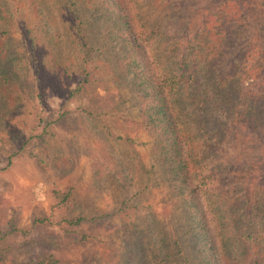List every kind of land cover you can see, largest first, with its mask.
Listing matches in <instances>:
<instances>
[{
	"label": "trees",
	"instance_id": "1",
	"mask_svg": "<svg viewBox=\"0 0 264 264\" xmlns=\"http://www.w3.org/2000/svg\"><path fill=\"white\" fill-rule=\"evenodd\" d=\"M28 1L30 16L22 17L15 0H0V129L11 127L18 151L44 143L53 163L65 167L69 157L59 154L65 148L57 146L55 128L72 117L74 128L88 132L87 154L98 156L93 183L137 184L119 202L123 217L138 207L152 180L165 182L166 205L178 212L167 233L150 206L129 224L122 220L115 226V259L105 264H264V0L253 19L247 0ZM51 47L52 53L76 49L75 70L60 75L56 53L47 57ZM107 63L116 66L117 87L125 86L139 111L138 120L125 118L122 125L143 126L152 138L149 166L135 149L119 158L108 145H92L90 135L115 140L110 128L106 140L97 135L95 99H84L91 85L100 86L94 72ZM65 77L70 88L57 111L40 85L49 79L61 86ZM104 89L97 92L100 106L118 107L120 100L108 99L112 93ZM30 100L33 130L23 136L12 120ZM65 219L78 225L87 217Z\"/></svg>",
	"mask_w": 264,
	"mask_h": 264
},
{
	"label": "rangeland",
	"instance_id": "2",
	"mask_svg": "<svg viewBox=\"0 0 264 264\" xmlns=\"http://www.w3.org/2000/svg\"><path fill=\"white\" fill-rule=\"evenodd\" d=\"M247 2H250L252 7L248 15L253 19L259 11L257 3L260 0H247ZM28 3V0H15L14 6L18 8V16H30ZM20 36L19 31H16L15 37L21 39ZM4 42L5 40L0 38V49ZM19 45L23 49L22 44ZM54 50L57 52L52 53L51 47L47 57L50 58L56 53L57 57L53 62L58 67L56 68L58 73L66 76L65 68L74 71L78 51L75 49L72 53L69 50L61 51L56 48ZM101 67L94 72L101 78L100 86L97 87V83L96 86L91 85L87 89L88 94L84 93V99H95L91 120L96 124L97 135L105 139L110 128L115 140L105 139V143H102L98 139L91 138L90 135L92 145L98 150L101 144L108 145L109 150H113L119 158L122 155H130V150L135 149L140 153L143 162L149 166L152 138L147 129L143 126L131 129L122 125V120L125 118L129 120L139 118L134 97L122 83L120 88L117 87L111 74L113 70L115 71V65L107 63ZM43 73L46 75V72ZM261 80L264 86V81ZM46 82L47 85L44 80L40 85L44 99L59 111L60 102L64 101L63 94L66 92L63 90L70 88V82L66 77L61 79V86L57 81L48 79ZM104 86L112 93L108 99L112 98L117 103L120 100L118 107L107 109L100 106L98 99L102 98L97 96V92L104 94ZM32 99L37 101L35 96ZM80 100H77L74 107L72 103L68 106L75 108L78 104H82ZM34 101L25 103L22 113L12 120L21 128L23 136H27L33 130L31 118ZM71 118L65 117L56 124L55 128L56 144L57 146L62 144L65 148L60 150L59 154L69 157L65 167L53 163L51 159L53 150L44 147V143L32 141L27 144L26 149L18 151L16 149L19 145H15L9 139L8 130L11 127L8 126L6 130L0 129V264L109 263L115 259V252L120 242V233L115 226L118 224L121 227L124 219L129 224L137 213L145 215L147 206H150L157 215L160 226L166 233L167 225H176L178 212L173 213L172 206L166 205L170 200L167 186L165 182L155 185L153 183L155 180L151 181L142 195L138 207L127 209L130 217H123V211L118 210L119 202L129 196L130 192L135 191L137 184L123 186L116 181L108 183L107 178L100 181L99 184H102L100 186L93 183L94 160L98 156L87 154L89 151L86 149L85 135L87 136L88 132L86 128H83V131L74 128ZM117 136L121 137L117 138ZM53 137L51 136L50 140ZM128 137V141L123 140ZM64 138L68 143L62 141ZM218 147L227 150L225 144H218ZM35 154L38 156L35 157ZM241 161H243L242 157L235 163L236 169L240 168ZM230 177H234L233 174ZM128 204L132 203L128 202ZM110 212H113V215L108 216ZM103 213L107 215L91 219ZM81 214L86 216L87 220L78 225L65 219ZM84 233L88 234V237L81 239ZM41 258L46 259L39 263Z\"/></svg>",
	"mask_w": 264,
	"mask_h": 264
}]
</instances>
